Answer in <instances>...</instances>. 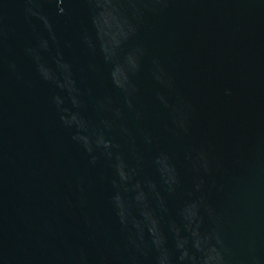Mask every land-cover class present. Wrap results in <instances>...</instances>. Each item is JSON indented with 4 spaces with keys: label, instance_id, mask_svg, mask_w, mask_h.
<instances>
[{
    "label": "water",
    "instance_id": "water-1",
    "mask_svg": "<svg viewBox=\"0 0 264 264\" xmlns=\"http://www.w3.org/2000/svg\"><path fill=\"white\" fill-rule=\"evenodd\" d=\"M0 264H264V0H0Z\"/></svg>",
    "mask_w": 264,
    "mask_h": 264
}]
</instances>
